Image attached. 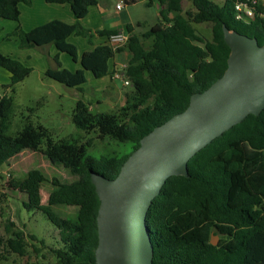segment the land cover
Returning <instances> with one entry per match:
<instances>
[{"label":"trees","instance_id":"obj_1","mask_svg":"<svg viewBox=\"0 0 264 264\" xmlns=\"http://www.w3.org/2000/svg\"><path fill=\"white\" fill-rule=\"evenodd\" d=\"M32 0H0V20L18 21L19 5ZM131 4L145 1L159 5V21L141 35L125 26L127 42L113 49L108 45L118 31H98L107 44L84 52L81 69L70 72L48 69L45 76L67 88L81 90L85 71L100 79L108 74L107 62L116 53L130 57L122 79L131 91L125 92L124 105L115 112L92 114L90 104L77 101L71 121L75 128L93 134L100 142L118 144L120 152L92 156L87 150L92 140L54 141L40 125L26 121L14 136L5 134L13 108L11 97H0V169L22 152L41 154L50 165L66 170L69 180L50 183L46 204L40 190L48 182L39 170H31L19 180L7 182L11 189L26 195L23 208L40 212L55 228L59 247L48 248L56 264H95L97 246L96 216L99 200L90 181V172L114 179L123 163L139 147L140 140L155 127L183 112L190 97L207 90L227 69L229 47L223 40L222 26L264 44V21L244 24L235 20L234 3L239 0H187L191 9L183 11L182 0H124ZM67 4L75 19L85 17L98 0H45ZM210 25V38L202 37L193 25ZM14 34L23 47L53 45L58 52L78 60L77 49L67 42L71 35L89 37L79 24L50 21ZM149 42V45L146 43ZM0 69L9 74L7 86L29 76L31 69L0 53ZM5 87V86H4ZM124 86L122 85L121 88ZM188 175L172 176L154 198L146 215L153 246L152 264H264V110L248 115L197 152L187 163ZM75 208L74 219L64 218L57 208ZM217 236V245L210 243ZM35 241L36 237L30 235ZM27 252L21 232L4 239L0 236V264H10L7 255L20 258ZM34 252L39 251L34 248Z\"/></svg>","mask_w":264,"mask_h":264},{"label":"water","instance_id":"obj_2","mask_svg":"<svg viewBox=\"0 0 264 264\" xmlns=\"http://www.w3.org/2000/svg\"><path fill=\"white\" fill-rule=\"evenodd\" d=\"M227 69L188 107L144 136L114 179L90 172L99 200L95 264H152L146 215L172 176L189 177L187 163L248 115L264 110V44L222 26ZM121 86V80H116ZM210 243L217 245L218 237Z\"/></svg>","mask_w":264,"mask_h":264},{"label":"rangeland","instance_id":"obj_3","mask_svg":"<svg viewBox=\"0 0 264 264\" xmlns=\"http://www.w3.org/2000/svg\"><path fill=\"white\" fill-rule=\"evenodd\" d=\"M98 1L102 7L106 5L114 7L116 2L121 3L123 14L118 17V22L125 24L126 22H122V17L129 14L131 20L127 24L133 25L136 35L146 32L160 19L158 4L147 6L145 1L131 4L124 0ZM182 5L183 11L191 9L187 0H182ZM2 21L4 23L13 22L0 20V22ZM193 28L205 39L210 38V25L194 24ZM6 37L7 40L4 39L0 29V53L18 59L24 66L31 69V72L22 82L14 86V93H11V89L7 87L10 84V78L5 77L6 71L0 69V97L7 96L13 100L10 125L5 134L14 136L28 121L33 126H42L54 141L79 139L83 143L91 139V147L87 152L92 156L111 154L122 150L118 144L100 142L93 134L77 130L71 121V115L77 101L89 103L92 114L115 112L124 105L123 94L131 91V88L124 87L125 92L121 97L119 93L110 94L105 90V85H102L104 81L92 80L87 73L84 74L86 83L81 87V90L67 88L45 76L48 69H56L55 64H49L52 60H49L48 57H53L54 49L49 51L48 47H23L14 31L7 34ZM70 38L75 45L79 40H84V38L74 35ZM146 45H149V42ZM59 56L57 59L62 62L63 67H68L72 72L78 69L77 64L66 53H60ZM100 99L103 102L101 104H99ZM31 170H39L48 180V182H44L40 190L42 205L46 204L47 196L53 189L50 183L53 179L60 182L69 180L65 169L50 165L38 153L22 152L3 165L0 169V236L7 239L14 233L21 232L27 241V252L24 257L20 258L14 254L7 255L10 264H56L48 248L59 247L57 231L40 212L26 211L23 208L26 195L11 189L7 184L11 180L24 178ZM57 210L62 217L74 219L75 208L59 207ZM30 235H34L36 240H31ZM37 240H44L48 248L41 247ZM34 248L39 252L35 253Z\"/></svg>","mask_w":264,"mask_h":264},{"label":"crops","instance_id":"obj_4","mask_svg":"<svg viewBox=\"0 0 264 264\" xmlns=\"http://www.w3.org/2000/svg\"><path fill=\"white\" fill-rule=\"evenodd\" d=\"M117 4L119 3L116 2L114 7L111 6L109 7L107 5L102 7L101 4L98 3L97 6H93L88 9V13L85 17L77 20L74 18L73 13L71 12V9L67 4H62V5L48 4L45 2V0H32L29 4L19 5L20 16L18 21H13L12 23H4L2 21L0 22V29L2 30L3 35L5 37L4 39L7 40L6 37L7 34L15 31L16 29H20L24 32H28L36 27H39L54 20L61 21L69 25L79 24L81 28L89 31V37H82L84 38V40H79L76 43L77 45H75L73 43V40H71L70 37L72 35L67 38V42L69 44L74 45L77 49L78 60L74 61V63L77 64L78 67V69L75 70L77 71L81 69L79 59L84 52L93 50L95 47L99 45L107 44L106 37H100L96 34V32L116 30L118 31V33H125V26L128 25L127 23H129V20H131V18L129 17L128 14L122 17L123 20L122 22L123 23L126 22L125 23L126 25L119 23L118 17H120L123 14L122 13L123 7H121L120 9H116ZM43 47H48L49 51L54 49L55 52H53V57L48 56L49 60H52V62H50L49 64H55L57 68L54 58H59L60 57L59 54L62 52H58L53 45H46ZM4 55L9 56L7 54ZM129 57L130 55L126 51L114 54V56L107 62L108 74L100 79L94 78L92 73L89 71H85L84 74L85 73L89 74L92 80L95 79L99 81H104L102 85H105V90L110 92V94L119 93L121 97L122 93L125 92L123 90L125 86L123 88H121L122 84L121 86H118L116 80L113 77H114V73L120 69V66L127 64ZM57 60L61 68L67 69L68 71L72 72L68 67H63L62 62H60L59 59ZM5 77L9 78V74L7 73ZM99 102H100L99 104L103 103L102 99H100Z\"/></svg>","mask_w":264,"mask_h":264},{"label":"built area","instance_id":"obj_5","mask_svg":"<svg viewBox=\"0 0 264 264\" xmlns=\"http://www.w3.org/2000/svg\"><path fill=\"white\" fill-rule=\"evenodd\" d=\"M121 3L116 5L120 9ZM235 20L244 24H249L253 20L264 21V0H239L234 3ZM128 36L125 33H118L111 36L108 45L113 49L123 46L127 42ZM126 64L120 66V69L114 73L115 80H121L123 86H128V82L122 79V70Z\"/></svg>","mask_w":264,"mask_h":264}]
</instances>
